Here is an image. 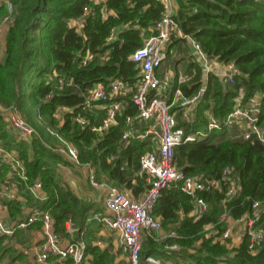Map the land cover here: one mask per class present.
<instances>
[{
    "label": "trees",
    "instance_id": "trees-1",
    "mask_svg": "<svg viewBox=\"0 0 264 264\" xmlns=\"http://www.w3.org/2000/svg\"><path fill=\"white\" fill-rule=\"evenodd\" d=\"M9 1L14 9L5 31L4 57L0 61V105H16L43 138L33 143L32 156L26 149L20 150L29 181L40 178L48 195L40 207L50 208L59 234H65L68 219L73 221L78 227L76 238L84 240L85 255L90 256L91 264H132L126 259L115 262L109 247L101 249L94 244L100 224L92 215L99 210V205L78 197L63 184L60 169L70 163L48 149L43 140H52L46 126L54 127L75 146L82 163L95 167L98 180L104 179L127 190L134 198L143 193L148 184L140 174L139 158L151 149L153 142L148 135L143 139L134 136L122 139L129 129L144 133L149 126L148 121L140 118L131 99L132 92L119 97L122 108L117 123L102 134L91 128L101 124L106 110L94 103L86 106L85 101L95 83L107 87L113 77L122 78L134 87L139 69L129 56L151 34L150 29L159 19L163 6L156 0H105L102 4H91L88 0ZM176 1L174 18L182 33L194 38L209 57L221 63L232 62L238 70L233 82H224L211 72L204 82L200 65L191 60L189 53L180 56L187 51L185 40L173 36L165 61L173 47L179 56L173 60L174 75L168 100L176 88H180L183 96H192L204 82V91L192 109L190 121H185L179 105H174L177 125L185 133L205 129L208 114L223 119L240 92L244 102L259 95V116L264 123V0ZM87 4L94 14L84 15L83 7ZM102 7L106 10L105 18L101 17ZM6 12L5 7H0V23ZM71 21L78 22L80 28ZM112 30L115 38L107 42ZM87 51L93 57L83 65L81 60ZM180 62L182 70L176 66ZM179 72L189 79L179 84ZM61 78L63 86L59 85ZM58 106L69 110L56 117ZM37 113L41 114V123L37 121ZM76 115L84 117L85 124L73 120ZM127 116L131 118L130 124L126 123ZM11 136L6 117L0 113V140L9 142ZM174 163L187 175L216 180L228 165L239 180V192L224 203V182H220L219 188L199 191L208 206L200 218H195L191 214V195L176 185L163 188L151 215L160 221L164 231L176 232V241L182 248L168 254L164 245L172 239L163 242L157 241L153 233L144 235L140 260L145 262L147 256H153L162 262L170 260L172 264H264V245L252 252L244 236L238 246L231 247L229 239L221 241L207 236L204 229L206 224H212L219 236L229 220L252 214L253 202L264 201V144L242 139L236 126L225 127L176 146ZM5 172L6 167L2 176ZM7 204L12 217L20 216L18 201ZM254 225L264 229V203ZM2 240L0 248L5 249L1 246ZM4 251V254L14 253L12 247ZM65 264L72 263L67 260Z\"/></svg>",
    "mask_w": 264,
    "mask_h": 264
},
{
    "label": "built area",
    "instance_id": "built-area-1",
    "mask_svg": "<svg viewBox=\"0 0 264 264\" xmlns=\"http://www.w3.org/2000/svg\"><path fill=\"white\" fill-rule=\"evenodd\" d=\"M88 1L91 4L104 2ZM156 1L163 6L161 15L150 29L151 34L146 36L142 45L129 56L139 69L137 83L132 87L119 77L111 78L107 87L97 82L89 90L85 101L86 106L94 103L106 110L101 124L91 128L92 131L102 134L117 123V115L122 108V100L119 97L132 92L131 99L137 107L139 116L144 121H148L149 126L144 133H136L129 129L123 133L122 139L127 140L131 136L143 139L148 135L153 142L151 149L139 158L140 174L145 176L148 184L143 193L138 198H134L104 179L98 180L95 167L89 163H82L75 146L54 127L46 126V133L52 140L50 142L43 140V144L51 151L66 157L75 166L85 167L89 183L95 189L105 191V210L93 213L92 219L118 236L121 249L132 264H145V262L167 264L152 256H147L145 262L140 260L141 242L144 235H151L154 231L162 229L160 221L151 215V211L163 188L176 185L191 195L193 203L191 214L195 218H200L208 206L207 201L198 193L199 191L219 188L220 182H224L226 184L224 203L234 199L239 192V180L232 175V168L228 165L221 170L219 180L190 176L178 169L174 163L176 146L183 142L206 137L212 131L234 126L240 129L242 139L264 144V123L260 121L259 116L261 112L259 95L244 102L243 94L240 92L233 99L231 111L223 119L218 120L211 113L208 114L205 129L185 133L184 128L177 125L174 105H179L183 119L190 121L192 109L204 91V82L208 73H214L224 82H233V77L238 70L232 62L221 63L209 57L194 38L182 33L174 18L172 0ZM0 7H5L7 11L0 23L1 29L3 24L7 25L12 21L14 7L9 0H0ZM83 12L84 15L94 14L90 4L83 7ZM105 16L106 10L102 7L101 17L105 18ZM115 35V31L112 30L106 39L107 42L113 40ZM173 36L183 38L185 44L190 47L193 61L197 62L203 71L204 82L196 94L183 96L180 88H176L172 98L168 100L167 93L171 79L167 73H160L159 69L167 58V47ZM92 57L93 53L87 51L81 63L86 64L87 60ZM187 79L189 76L179 73L177 82L180 84ZM63 83L64 80L59 79V85L63 86ZM66 110L69 108L58 106L54 115L60 117ZM0 113L5 115L12 134L9 142L0 140V239L3 238L5 242L9 238H14L19 230L25 231L38 226L41 233L40 239L36 242L30 241L18 248L15 257H28L31 259V264H65L67 260H70L72 264H91L85 255L84 240L73 236L75 229L72 221L68 219L65 223V234L69 235V238L64 242L62 235L55 230V217L50 208L40 207V203L48 198L42 180L36 178L29 181L25 173L20 150L32 147L35 141H42L43 138L35 127L22 116L16 105L9 107L0 105ZM41 118V114L37 113L39 123H41ZM72 119L82 125L86 122V119L80 115L73 116ZM126 123H131L129 116L126 117ZM4 167H6V172L2 176ZM11 201L20 203V216L12 217L9 213L7 202ZM263 203L264 201L253 202L252 214H245L234 220L236 223H242L237 232V238L241 241L246 236L248 249L252 252L264 245V229L254 225L258 220ZM204 229L207 236H214L215 239L221 241L232 238L231 227H226L219 236L216 235L217 231L212 224H206ZM177 237L175 231L168 233L167 238L172 239L164 245L168 254L181 250L182 245L176 241ZM101 243V240L97 241L98 245ZM3 252H5L4 249H0V264H11L2 255ZM16 264H20L18 260Z\"/></svg>",
    "mask_w": 264,
    "mask_h": 264
},
{
    "label": "crops",
    "instance_id": "crops-1",
    "mask_svg": "<svg viewBox=\"0 0 264 264\" xmlns=\"http://www.w3.org/2000/svg\"><path fill=\"white\" fill-rule=\"evenodd\" d=\"M100 1H105V0H100ZM172 4H173V10H174V12H176L177 7H178L177 1L172 0ZM71 23L75 24L78 22L71 21ZM6 28H7V25L3 24L1 26V29H0V61L4 57V49H5L4 35H5ZM184 46L186 47L187 54L189 53V55L191 56L190 47H188L186 44ZM169 53H170L169 57H171V58L176 57V55H178L177 49L175 47L171 48ZM180 56H184V52H183V54L181 53ZM191 60L193 61L192 56H191ZM176 66L179 70H182V68H183V65L181 62L177 63ZM159 70H160V73H167L169 75L170 79H172V77L174 75V71H173L174 66L169 65V66L163 68V65H162V67ZM179 73H182V72H179ZM26 150L28 151V154L30 156L33 155L32 147H28V148H26ZM62 157L70 163V166H65V167H62L60 169V174L62 177L63 184L69 186L72 189V191L78 197H81L84 200L89 201V202L93 201L95 203H98L99 210H97L96 212L104 211L105 210V207H104L105 191L102 189L97 190L89 183V181L87 179V170L85 167L75 166V165H73V163L69 159H67L64 156H62ZM67 167L73 168L76 171H78L80 173L79 177H81L82 180H80V182H78L76 184L75 181L69 177V174L66 171ZM124 191H126V193L128 195H130V193L127 190H124ZM223 218L226 219L227 216H223ZM234 220L235 219L229 220L228 221L229 223L227 225V227H231V230H232V236H231L232 238L229 239L231 247H236L239 245L240 240L237 238V232L240 229V227L242 226V223H240V222L236 223V221H234ZM72 223H73V221H72ZM73 227L75 229L73 236L77 237V231L78 230H76V229H78V227L74 224H73ZM168 233L169 232L161 229L159 231H154L153 235L157 241H163L164 242L165 239H168L167 238ZM61 235H62L63 241L66 242L69 238V235H66V234H61ZM96 236L97 237L94 240V244L97 245L98 247H100L101 249L109 247L110 252L115 256V262H117L120 259L128 260L127 255L125 253H123V251L121 249L119 238L114 232L105 229L100 224V229L96 232ZM40 237H41V233H40L38 226H35V227L28 229V230H25V231L19 230V231H17V234L14 236V238H9L5 242H4V240L1 242V246H4L5 249L8 247H12L14 249V253L13 254H9V253L4 254L5 252H3L2 255L4 254L3 255V256H5L4 258L8 259L11 264H16V260H18L20 264H31L30 258L24 257V256L15 257L14 255H15L16 251L18 250V248L28 244V242H30V241L36 242L40 239ZM98 240L102 241V243L100 245L97 244ZM2 248L3 247H1L0 249H2ZM86 257L90 262V259H89L90 256L86 255ZM157 259H159V258H157ZM159 260L162 261L161 259H159ZM164 263L172 264L170 262V260H164ZM221 264H226V262H223Z\"/></svg>",
    "mask_w": 264,
    "mask_h": 264
},
{
    "label": "rangeland",
    "instance_id": "rangeland-1",
    "mask_svg": "<svg viewBox=\"0 0 264 264\" xmlns=\"http://www.w3.org/2000/svg\"><path fill=\"white\" fill-rule=\"evenodd\" d=\"M76 26H77V28L78 27L80 28V25L76 24ZM4 38H5V35H4ZM184 53H185V55H187V51H185ZM178 56L179 55H176V57H172V58L168 57L169 59H167L166 61L163 62V68H165V67H167L169 65H172L173 64V60L176 59ZM66 171L69 174V177L72 178L75 181L76 184L78 182H80V180H82L81 177H79L80 173L78 171H76L75 169L67 167Z\"/></svg>",
    "mask_w": 264,
    "mask_h": 264
}]
</instances>
